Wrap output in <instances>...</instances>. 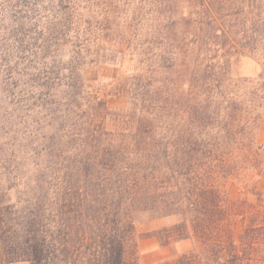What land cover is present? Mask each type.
<instances>
[{"label":"trees","instance_id":"16d2710c","mask_svg":"<svg viewBox=\"0 0 264 264\" xmlns=\"http://www.w3.org/2000/svg\"><path fill=\"white\" fill-rule=\"evenodd\" d=\"M3 2L0 264H124L140 216L193 242L165 264H264V198L226 192L264 178V79L231 73L264 0Z\"/></svg>","mask_w":264,"mask_h":264},{"label":"rangeland","instance_id":"374dc122","mask_svg":"<svg viewBox=\"0 0 264 264\" xmlns=\"http://www.w3.org/2000/svg\"><path fill=\"white\" fill-rule=\"evenodd\" d=\"M4 0H0V15L4 11ZM234 77H251L264 79V58L256 56H241L234 61L231 68ZM96 75L111 77L117 75V67H104L96 72ZM103 80V78H101ZM107 104L110 108L123 107L125 100L122 97L108 95ZM259 140L264 144V119L260 125ZM255 176V175H254ZM244 182H248L247 185ZM256 186L264 198V178H250L245 181L234 180L226 185L228 196L235 199L255 200V194L252 192ZM176 222V217L168 216L163 218L149 219L140 216L135 221V235L128 242L125 254L124 264H165L173 261L181 253L188 251L193 242L191 240H180L178 242H169L164 245L155 237V231L163 226H168ZM239 228V227H238ZM6 264H25L22 261L8 262Z\"/></svg>","mask_w":264,"mask_h":264}]
</instances>
